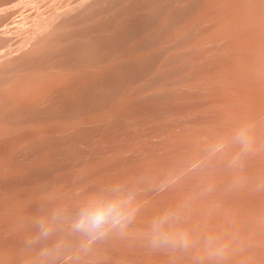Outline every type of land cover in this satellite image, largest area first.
<instances>
[{
	"label": "bare ground",
	"instance_id": "bare-ground-1",
	"mask_svg": "<svg viewBox=\"0 0 264 264\" xmlns=\"http://www.w3.org/2000/svg\"><path fill=\"white\" fill-rule=\"evenodd\" d=\"M55 5L0 10V264H24L15 240L38 209L112 182L140 211L91 264H192L136 235L164 210L231 238L230 264H264V0ZM248 120L255 148L233 165L229 137Z\"/></svg>",
	"mask_w": 264,
	"mask_h": 264
},
{
	"label": "clouds",
	"instance_id": "clouds-1",
	"mask_svg": "<svg viewBox=\"0 0 264 264\" xmlns=\"http://www.w3.org/2000/svg\"><path fill=\"white\" fill-rule=\"evenodd\" d=\"M256 124L257 120H248L232 130L229 141L237 149L233 165L254 150ZM223 146V140L210 145L209 154ZM77 196L72 205L60 202L42 207L30 217L31 230L17 249L24 264H91L100 244L129 235L140 206L123 182L103 183L83 195L77 191ZM180 220L178 210H164L136 235L154 250L190 254L192 264H230L237 251L231 238L219 231L199 233Z\"/></svg>",
	"mask_w": 264,
	"mask_h": 264
},
{
	"label": "rangeland",
	"instance_id": "rangeland-1",
	"mask_svg": "<svg viewBox=\"0 0 264 264\" xmlns=\"http://www.w3.org/2000/svg\"><path fill=\"white\" fill-rule=\"evenodd\" d=\"M22 2H21V4H20V0H0V8L1 7H3V8H1L0 10H3V9H6V10H9V11H11V8L12 7H9V9H7L8 8V6H11V5H16V7H13V9L12 10H14V8H15V14H16V12L18 13V15L16 14H14L15 16H16V18H18L17 16H19V12H22L23 14H25L26 15V12L27 11H29V12H33L32 13V17H33V14H34V16H36L35 14H38V12H39V15H41V16H43V17H47L48 16V14H50L53 10L52 9H54L55 7H57L58 5H55V3L57 4V2H58V4H61V3H65V2H70V3H73L74 1H76V0H21ZM26 1H28V2H26ZM34 1V2H33ZM55 3H54V2ZM6 2V3H5ZM18 2V3H17ZM25 2V3H24ZM45 2V3H44ZM13 3V4H12ZM23 3V4H22ZM33 3V4H32ZM36 3V4H35ZM51 3V4H50ZM53 3H54V6H53ZM27 4H28V6H27ZM29 4H31V5H29ZM17 5H19V6H17ZM22 5V6H21ZM34 5V6H33ZM39 5V6H38ZM51 5H52V8H51ZM26 8H25V7ZM29 6H31V7H29ZM60 6V5H59ZM6 7V8H5ZM18 7V8H17ZM22 7V8H21ZM32 7L34 8V9H32ZM41 7V8H40ZM17 8V9H16ZM47 8V9H46ZM49 8V9H48ZM22 9V10H21ZM25 9H26V12H25ZM43 9V10H42ZM51 9V10H50ZM16 10H18V11H16ZM31 10V11H30ZM33 10V11H32ZM45 10H49V11H46L45 12ZM25 13H24V12ZM35 11V12H34ZM41 11V12H40ZM28 12V14L27 15H31V13H29ZM44 12V14H41V13H43ZM21 15V14H20ZM14 16V17H15ZM34 18V17H33ZM32 18V19H33ZM10 22V21H9ZM18 38H17V37ZM14 38H16V41L15 42H17V39L19 40V39H21V36H20V38H19V35H15L14 37H13V39H12V43H13V41L15 40ZM14 42V43H15ZM44 114V115H43ZM43 114H34L32 117L30 116V119H28L27 120V118L28 117H26V120H27V122H28V124H35V123H37V121H39V120H41V119H43L44 118V116H45V118L46 117H48L49 116V114H45V113H43ZM50 117V116H49ZM10 119V118H9ZM19 120V121H17V120ZM21 118H14L12 121L10 120V126L11 125H17V122H18V124L20 123H24V122H26V120L25 121H23V120H20ZM31 122V123H30ZM4 123H5V121L3 122V124L2 125H0V127H9V126H6V125H4ZM1 141V140H0ZM53 141H57L58 143L60 142V140H53ZM52 141V142H53ZM54 142V143H55ZM56 142V143H57ZM9 145H10V143H9V141L7 140V141H1V143H0V149H2V150H4V149H9L10 147H9ZM1 151V150H0ZM9 181V182H8ZM2 182H3V180H2ZM6 184L7 183H9L10 184V182H12L11 180H5L4 181ZM3 184V183H2ZM9 184H7V186L9 185ZM5 185V184H4ZM7 241V243H10L11 241H14V240H6ZM22 241L23 240H15V242H16V245H17V242H18V246L22 243ZM17 246V247H18Z\"/></svg>",
	"mask_w": 264,
	"mask_h": 264
}]
</instances>
